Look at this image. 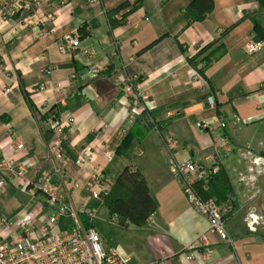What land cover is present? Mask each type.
<instances>
[{"label": "crops", "instance_id": "crops-1", "mask_svg": "<svg viewBox=\"0 0 264 264\" xmlns=\"http://www.w3.org/2000/svg\"><path fill=\"white\" fill-rule=\"evenodd\" d=\"M65 1H38L32 13L51 16L39 26L41 33L22 25L28 12L0 25V160L32 162L28 180L64 164L63 175L54 173V178L66 202L76 208L84 202L102 206L107 221L102 202L88 198L83 186L94 171L106 178L95 189L109 191L124 167L144 180L156 203L146 223L137 226L119 217L108 222L113 238L96 230L133 264H264V171L251 164L253 155L264 156V49L251 55L243 50L248 38H254L255 23L264 33V0H214L212 11L191 23L184 16L190 0H140L113 28L106 11L124 0ZM14 25L19 30L11 34ZM231 25L215 44L221 49L214 57L205 63L201 55L190 62ZM69 32L77 33L79 43L62 51L59 44ZM90 67L98 70L96 76L87 74ZM127 76H136L144 109L129 105L117 83ZM209 94L216 110L204 104ZM28 99L40 113L53 110L61 120L74 118L64 129L65 161L49 154V143L57 135L44 138L48 123L38 122ZM216 116L224 127L213 121ZM200 121L209 122V128H198ZM128 135L129 149L115 154ZM17 143L24 147L17 149ZM86 146L96 151V159L78 167L74 159ZM106 147L113 151L111 159L104 157ZM170 155L191 156L202 164L215 161L225 168L237 206L226 221L232 242L208 231L206 216L190 205L173 175ZM4 179L0 215L15 220L36 203L17 179ZM74 182L81 187L73 188ZM250 212L260 218L253 229L246 219ZM44 214L39 212L32 223L36 235ZM64 218L55 230L70 225ZM8 233L0 225V240ZM202 233L211 252L198 247L193 258H186L185 246Z\"/></svg>", "mask_w": 264, "mask_h": 264}, {"label": "built area", "instance_id": "built-area-1", "mask_svg": "<svg viewBox=\"0 0 264 264\" xmlns=\"http://www.w3.org/2000/svg\"><path fill=\"white\" fill-rule=\"evenodd\" d=\"M39 0H0V25L9 23L11 20L20 16L23 12L28 15L23 18V26H31L38 33L42 30L39 26L48 21L51 16H38L32 13L37 6ZM95 2L97 0H87ZM60 4L65 5L66 1L61 0ZM16 16V17H15ZM116 18H120L119 14ZM20 26H22L19 23ZM16 25L12 26L10 33L18 32ZM0 32V49L2 47V39ZM76 32L66 33L59 44V49L65 51L76 47L79 43ZM264 49V38L255 40L253 37L248 38L244 45L246 54H254ZM98 70L95 67L87 69L89 76H96ZM194 76L198 74L193 71ZM122 87L123 93L127 98L129 105L132 107H142L144 109L145 96L141 95L136 85V76H127L117 81ZM204 104L208 109L216 110V101L212 94L204 98ZM131 110L135 111L134 108ZM220 127H224L225 123L219 116L214 120ZM74 118L67 116L64 120L60 118L50 117L47 120L48 128L57 136L52 139L48 146L49 154L57 160L65 161V150L63 146L64 129L71 126ZM200 129L209 128L210 123L200 121L196 123ZM169 144H173L170 139L166 140ZM17 149L24 147L22 143L15 144ZM104 157L111 159L113 151L108 147L104 149ZM96 151L92 147H82L74 159L75 165L82 167L91 165L96 159ZM169 166L173 175L181 182L182 188L187 196L190 205L199 213L206 216L208 220V231L215 234L221 241L232 242L226 227V214L231 209L230 203H219L216 197L203 198L201 193L195 186V182L200 181L202 188L206 189L209 180L217 173L219 164L212 162L211 164H202L195 161L191 156L184 158L169 157ZM251 164H254L258 172L264 171V156L253 155ZM33 166L29 160L16 162L10 159L0 160V186L5 183L4 176H12L17 184L28 193L29 198L36 205L34 208L25 211L15 220H10L0 215V225L9 233L0 240V264H133L130 258L121 253L115 246L103 244L100 235L93 226L85 227L82 219L91 222V218L95 214V210L91 208L87 202L76 208L68 204L64 195L60 191L59 182L54 178V173H64V164L54 169V173L44 171L39 173L35 180H28L25 177L26 172ZM94 169L96 167H93ZM252 170V169H250ZM106 182V178L95 170L94 173L83 184L88 190V198L101 202V195L108 192L105 189H95V186ZM81 187L79 183L74 182L73 188ZM45 211L43 219L39 226V234L36 235L32 229V223L39 212ZM67 217L71 223L68 226L55 230L61 217ZM119 216L113 214L109 217V221L116 222ZM247 223L251 229L258 224L260 218L253 212L247 215ZM9 239V240H8ZM203 247L204 252H211L208 238L202 233L191 244L185 246L186 258H193L195 249ZM159 264V263H154Z\"/></svg>", "mask_w": 264, "mask_h": 264}, {"label": "trees", "instance_id": "trees-1", "mask_svg": "<svg viewBox=\"0 0 264 264\" xmlns=\"http://www.w3.org/2000/svg\"><path fill=\"white\" fill-rule=\"evenodd\" d=\"M139 6L140 0H124L114 8L106 11V16L110 27L113 28L115 25L124 22L125 18ZM213 7L214 0H190L184 10V16L187 23L204 19L206 15L213 10ZM117 14H119L120 18H116ZM233 25L222 30L218 39L200 48L195 56L190 58V62L192 63L195 57L201 55H203L201 60L205 63L214 57L221 49V44H215L218 43L221 37L226 32H228L233 27ZM254 33L255 40L264 38V33L257 23L254 24ZM198 70L201 71V73L204 71L201 68ZM27 101L30 108L32 109V112L37 116L39 123L46 122L50 117L58 118L57 113L53 110H50V113H40L33 107L29 99ZM43 136L46 140H49L53 136V131L48 129L43 133ZM129 147L130 137L128 135L125 136L121 143L117 146L115 149V154L124 155ZM135 176V173L129 171L127 167H124V169L112 183L109 191L101 195V202L106 209L108 218L111 215L116 214L119 217L126 218L134 225L142 226L154 212L156 203L150 195L147 183L140 178H135ZM128 181H131V184H129ZM195 186L203 198L214 196L219 203H230L231 209L226 214L227 218L230 217L236 210L237 206L234 203L233 188L231 186L228 174L221 164H219L217 173L209 180L206 189L202 188L200 181L195 182ZM81 221L85 227H89V222L86 219H82Z\"/></svg>", "mask_w": 264, "mask_h": 264}, {"label": "rangeland", "instance_id": "rangeland-1", "mask_svg": "<svg viewBox=\"0 0 264 264\" xmlns=\"http://www.w3.org/2000/svg\"><path fill=\"white\" fill-rule=\"evenodd\" d=\"M90 206V205H89ZM91 208H93L95 210V214L94 216L91 218V222L89 221V226H93L96 230H98L100 232V234L102 236L109 237V238H113V233L110 230V224L111 221H107L104 217L105 213H104V208L102 206H100L99 208H94L92 206H90ZM46 211V210H45ZM64 217H62L63 219ZM64 221L67 219H63ZM62 220V221H63ZM109 222V223H108ZM104 238V240L102 239L103 244L105 245H111L108 242H106V239ZM113 246V245H112ZM126 254V252H124Z\"/></svg>", "mask_w": 264, "mask_h": 264}]
</instances>
